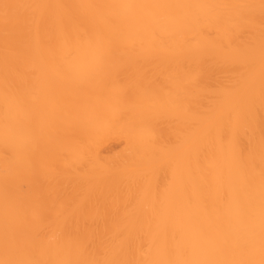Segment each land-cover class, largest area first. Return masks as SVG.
Returning <instances> with one entry per match:
<instances>
[{
  "label": "snow or ice",
  "instance_id": "6c2138e0",
  "mask_svg": "<svg viewBox=\"0 0 264 264\" xmlns=\"http://www.w3.org/2000/svg\"><path fill=\"white\" fill-rule=\"evenodd\" d=\"M0 20V141L13 149L3 161L0 264H264V0H0ZM207 53L222 61V86L197 107L204 64L157 65L163 86L139 64ZM21 111L35 113L24 126ZM162 122L174 129L166 141ZM104 136L125 137L126 150L103 161ZM57 159L86 176L134 179L100 250L68 224L81 204L22 196ZM136 233L148 235L153 258H128Z\"/></svg>",
  "mask_w": 264,
  "mask_h": 264
},
{
  "label": "bare ground",
  "instance_id": "6f19581e",
  "mask_svg": "<svg viewBox=\"0 0 264 264\" xmlns=\"http://www.w3.org/2000/svg\"><path fill=\"white\" fill-rule=\"evenodd\" d=\"M22 2H36V0H22ZM42 2H64L72 3L74 0H42ZM143 2H154V0H143ZM163 2H182V0H163ZM258 4L259 0H255ZM29 29L25 28L26 42ZM215 37L216 33L212 28L206 30ZM240 39H244L243 36ZM4 33L3 24L0 20V81H2V57H3ZM23 58V57H22ZM202 63L206 66V71L202 76L200 83V94L193 100V106L197 107L202 104L214 103L213 93L222 86L220 67L222 61L213 54L207 53L194 60L190 57H174L163 61L158 57L141 58L139 64L143 66L145 71H150L154 79L165 82V75L157 68V65H167L178 72H183L187 67L195 66ZM135 71V66L130 69ZM2 93V86H0ZM35 113L29 111H21L18 114V120L21 125L27 124V121L34 118ZM5 117V108L0 100V121ZM257 125L260 120V111H256ZM24 131L27 128L24 127ZM157 134L162 141H166L170 136L174 135L173 126L170 123L162 122L157 127ZM87 130L81 132V136L88 138ZM243 142L247 143V137H242ZM127 147V141L122 136H104L99 139L98 152L103 161H110L118 154H122ZM13 151L10 145L0 141V215H2V185L4 180V164L5 157ZM161 182L163 180L161 179ZM135 193L134 179L124 170H114L109 173L96 176H86L84 167L66 166L63 159H57L47 171H38L30 179V191L22 193L25 199H31L38 196L41 203L48 208L63 204L69 207L73 202L81 204L84 208L83 212H75L68 219V224L79 230L84 237L87 238L90 248L97 250L102 249L103 242L107 235H110L115 227L116 220L123 215L125 205H130L129 196ZM114 202L120 204L119 209L114 206ZM134 250L128 255V258L134 260L151 259L152 253L149 251V237L146 233H136L133 236ZM52 258V257H45Z\"/></svg>",
  "mask_w": 264,
  "mask_h": 264
}]
</instances>
